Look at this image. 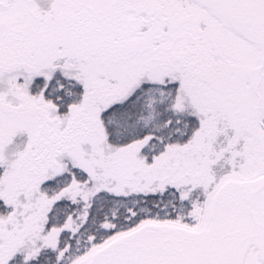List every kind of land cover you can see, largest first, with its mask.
I'll use <instances>...</instances> for the list:
<instances>
[{
	"label": "snow or ice",
	"instance_id": "obj_1",
	"mask_svg": "<svg viewBox=\"0 0 264 264\" xmlns=\"http://www.w3.org/2000/svg\"><path fill=\"white\" fill-rule=\"evenodd\" d=\"M0 264H264V0H0Z\"/></svg>",
	"mask_w": 264,
	"mask_h": 264
}]
</instances>
